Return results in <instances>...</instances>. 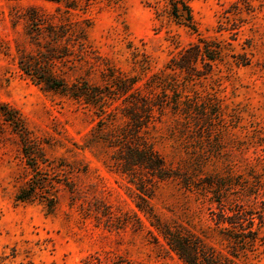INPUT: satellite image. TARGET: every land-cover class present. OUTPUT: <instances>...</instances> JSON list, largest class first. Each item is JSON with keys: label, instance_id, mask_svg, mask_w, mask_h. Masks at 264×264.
Returning a JSON list of instances; mask_svg holds the SVG:
<instances>
[{"label": "rangeland", "instance_id": "obj_1", "mask_svg": "<svg viewBox=\"0 0 264 264\" xmlns=\"http://www.w3.org/2000/svg\"><path fill=\"white\" fill-rule=\"evenodd\" d=\"M183 1L190 23L171 0H0V264H186L166 228L264 264V0ZM133 101L168 177L116 162Z\"/></svg>", "mask_w": 264, "mask_h": 264}, {"label": "trees", "instance_id": "obj_2", "mask_svg": "<svg viewBox=\"0 0 264 264\" xmlns=\"http://www.w3.org/2000/svg\"><path fill=\"white\" fill-rule=\"evenodd\" d=\"M171 5V14L174 17L184 19L190 23L192 15L187 3L183 0H171ZM197 58L198 53H193V55H189L188 57L185 54L177 65L181 68H188L192 65L194 60H197ZM21 68L27 74L35 76L37 81L44 82L49 88L62 90L71 88L68 87L62 79L55 77L50 69H46V67L44 69L41 65H38L33 69L37 73H33L28 66L26 67L23 62H21ZM131 84L133 85L134 81H132ZM79 92L87 94V91L84 93L83 91H72V94L79 97L81 94ZM132 94L133 93H130V96H132ZM102 97L103 93L96 87V103H102ZM137 104V101H133V105L136 106V108H133L130 111L132 124L127 130V134L123 133L122 136L121 134H118L120 136L115 139V142L120 149L116 162L120 165L122 171H127L133 175L141 168L152 176H157L159 178L168 177L170 172L166 169L163 158L150 143L141 139L139 135L140 129L147 120H145L144 116L137 110ZM139 108H141L142 111L147 112V108L143 109L144 106ZM150 116L151 113L148 111L145 114V117L149 118ZM33 159L36 160V157ZM138 179L140 182L143 181V179L141 180V177H138ZM215 220L219 225L227 222L230 226L241 230L236 232L234 237L238 243L243 244L247 240L252 242L257 238L258 232L253 228L254 217L243 208L232 211L231 214H229L227 209L220 208L216 213ZM164 236L166 237L168 244L180 255L186 264H237L230 259H220L214 256V254L205 250L193 237L184 234L183 232L166 228Z\"/></svg>", "mask_w": 264, "mask_h": 264}]
</instances>
